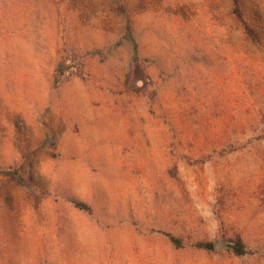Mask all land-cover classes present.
Listing matches in <instances>:
<instances>
[{
    "label": "rangeland",
    "instance_id": "rangeland-1",
    "mask_svg": "<svg viewBox=\"0 0 264 264\" xmlns=\"http://www.w3.org/2000/svg\"><path fill=\"white\" fill-rule=\"evenodd\" d=\"M0 166V264H264V0H0Z\"/></svg>",
    "mask_w": 264,
    "mask_h": 264
},
{
    "label": "trees",
    "instance_id": "trees-1",
    "mask_svg": "<svg viewBox=\"0 0 264 264\" xmlns=\"http://www.w3.org/2000/svg\"><path fill=\"white\" fill-rule=\"evenodd\" d=\"M127 37H132L135 41V38L133 37L132 32H128ZM69 57L63 56L61 60L57 63L55 73H54V85L57 86L62 81H64L68 76L72 74H76L78 76H84L85 75V64L83 61H77L74 62L75 64H71L68 61ZM143 58L140 54V46L137 42H135L134 45V53H133V60L132 64L133 67L136 69H140L143 67L142 65ZM263 134H257L256 139L261 138ZM245 143H242L241 141L234 142L230 144V152L235 151L241 147L244 146ZM201 160H205L204 157L201 158ZM0 175H4L7 177H10L14 180H22V175L17 167L9 166L4 167L0 166ZM72 203L80 210L86 211L88 213H92V208L87 205L85 202L78 200V199H72ZM171 242L176 246V248H182L185 246L184 241L181 237L176 236L173 233H165ZM228 241V250L232 253H234L237 256H245L251 253V248L249 244L246 242L242 234L235 233L234 235L227 238ZM193 246L205 250L208 252H213L215 250V245L213 241H196L193 243Z\"/></svg>",
    "mask_w": 264,
    "mask_h": 264
},
{
    "label": "water",
    "instance_id": "water-1",
    "mask_svg": "<svg viewBox=\"0 0 264 264\" xmlns=\"http://www.w3.org/2000/svg\"><path fill=\"white\" fill-rule=\"evenodd\" d=\"M216 247V246H215Z\"/></svg>",
    "mask_w": 264,
    "mask_h": 264
}]
</instances>
